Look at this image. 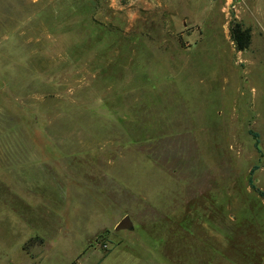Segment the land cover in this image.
Segmentation results:
<instances>
[{
  "label": "rangeland",
  "instance_id": "obj_1",
  "mask_svg": "<svg viewBox=\"0 0 264 264\" xmlns=\"http://www.w3.org/2000/svg\"><path fill=\"white\" fill-rule=\"evenodd\" d=\"M253 166L264 0H0V264H264Z\"/></svg>",
  "mask_w": 264,
  "mask_h": 264
},
{
  "label": "trees",
  "instance_id": "obj_2",
  "mask_svg": "<svg viewBox=\"0 0 264 264\" xmlns=\"http://www.w3.org/2000/svg\"><path fill=\"white\" fill-rule=\"evenodd\" d=\"M245 46L242 45V44H239L238 45V49L241 50V49H244ZM249 134L251 135V137L254 139V147L257 149V151L259 152L258 150V144H259V141H258V135L254 132H249ZM260 153V152H259ZM258 169V166H253L250 170H249V173H248V185L249 187L262 199L264 200V191H261L260 189L256 188L255 185L253 184L252 182V175L253 173Z\"/></svg>",
  "mask_w": 264,
  "mask_h": 264
},
{
  "label": "water",
  "instance_id": "obj_3",
  "mask_svg": "<svg viewBox=\"0 0 264 264\" xmlns=\"http://www.w3.org/2000/svg\"><path fill=\"white\" fill-rule=\"evenodd\" d=\"M132 228L131 222L128 217L123 218L116 226V230H129Z\"/></svg>",
  "mask_w": 264,
  "mask_h": 264
},
{
  "label": "crops",
  "instance_id": "obj_4",
  "mask_svg": "<svg viewBox=\"0 0 264 264\" xmlns=\"http://www.w3.org/2000/svg\"><path fill=\"white\" fill-rule=\"evenodd\" d=\"M202 238H204V237H202ZM201 245H203V246H205V245H206L205 247L209 248V245H208V244H206L205 242H202V243H201Z\"/></svg>",
  "mask_w": 264,
  "mask_h": 264
},
{
  "label": "built area",
  "instance_id": "obj_5",
  "mask_svg": "<svg viewBox=\"0 0 264 264\" xmlns=\"http://www.w3.org/2000/svg\"><path fill=\"white\" fill-rule=\"evenodd\" d=\"M232 8H234V7L232 6Z\"/></svg>",
  "mask_w": 264,
  "mask_h": 264
}]
</instances>
